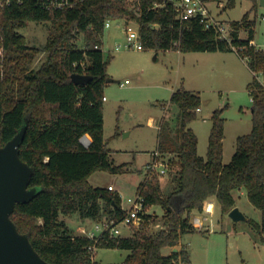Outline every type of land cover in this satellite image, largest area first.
I'll return each instance as SVG.
<instances>
[{"label": "trees", "instance_id": "1", "mask_svg": "<svg viewBox=\"0 0 264 264\" xmlns=\"http://www.w3.org/2000/svg\"><path fill=\"white\" fill-rule=\"evenodd\" d=\"M164 1L136 0L130 8L128 0H84L73 9L49 11L35 0H12L11 5L0 8V68L4 70L0 77V146L26 127L20 154L32 168L29 188L36 190L29 201L16 204L11 218L49 264H102L92 258L90 246L130 251L123 262L109 264L190 262L184 247L169 255L162 249L180 246L184 234L197 230L192 217L202 213L209 201L215 199L222 211L229 213L236 206L234 191L239 189H245L250 202L261 211L260 222L248 221L264 234V85L254 75L247 85L252 97V130L237 138L229 163H224V109H216L211 116L204 157L198 152V136L190 127L202 106L200 93L179 88L171 96V102L180 107L176 136L169 120L163 118L159 128L164 141L151 159L156 158V152L160 157L175 154L168 160V169L175 168L171 179L174 187L167 192L157 172L146 171L138 186L144 204L142 221L132 226L138 229L124 237H111L109 230L95 237L73 235V229L60 219L61 214H79L98 223L111 219L119 223L127 215L119 193L89 182L98 170L123 173L128 166L113 162V150L104 137L105 86L111 57L106 59L100 46L108 20L135 21L144 48L156 51H234L198 19L179 23L173 5ZM235 2L228 0L227 7H234ZM252 2L249 12L231 21L234 45L243 47L238 54L252 73L264 76V50L251 44L257 13L251 18L250 12L257 11L259 0ZM32 21L52 24L42 47L30 45L20 32ZM242 31L247 37H239ZM80 35L85 41L83 48L77 43ZM41 54H46L45 60L33 68ZM74 73L92 79L76 84ZM85 135L91 139L88 146L82 142ZM119 135L117 124L114 137ZM153 205L164 209L165 221L156 230L151 227L157 225V217L148 213Z\"/></svg>", "mask_w": 264, "mask_h": 264}, {"label": "rangeland", "instance_id": "2", "mask_svg": "<svg viewBox=\"0 0 264 264\" xmlns=\"http://www.w3.org/2000/svg\"><path fill=\"white\" fill-rule=\"evenodd\" d=\"M135 2L128 0L130 8H134ZM210 6L217 13L219 8L216 3L212 2ZM252 6V0H236L234 7L221 11L220 19L240 20ZM255 14L257 21L254 41L261 45L264 40V7L259 5L257 11H251V18ZM131 23L138 29L135 21ZM124 25L123 19L111 21L110 27L104 31L101 49L106 59L111 57L107 71L113 79L105 86L108 101L104 104V137L108 147L113 150V162L116 165L128 163V166L123 173L98 170L90 176L89 182L95 187L108 188L112 185L114 192L121 196L123 208L128 210L131 207L128 198L138 195V186L146 178V166L152 159V152L157 150L160 141H164L159 128L163 118L169 120L172 133L176 136L180 125V107L171 102L173 92L185 88L200 93L202 110L198 111L190 127L198 136V152L204 157L207 156L212 128L211 116L216 109H224L223 117L227 119L224 163H229L232 158L230 152H235L237 136L247 134L252 129V97L247 85L252 81L253 73L246 60L235 51L183 53L175 49L156 51L149 48H127ZM51 26V22L32 21L20 32L26 36L30 45L42 47ZM241 35L245 38L247 32L242 31ZM77 43L85 47L82 35L78 36ZM118 45L121 48L116 50ZM45 58L46 54L38 56L33 68H38ZM127 79L130 83L121 87L120 84ZM152 117L154 125L150 124ZM117 124L121 126L120 135L114 137ZM174 156L165 154L160 159L168 161ZM174 175L175 168H169L166 174L159 175L167 192L174 187L171 181ZM234 195L237 207L240 206L247 220L235 222L216 202L212 213H201L207 217L203 227L181 238L180 247L188 251L190 262L179 260V264H264V234L248 221L250 218L260 222L261 211L250 202L245 190L244 194L235 190ZM148 213L157 217V225L151 229L156 230L163 225L165 220L162 206L153 205L148 208ZM60 219L73 229V235L99 236L104 229L103 223L83 219L79 214H61ZM120 227L122 237L138 229H129L124 224ZM172 250L166 246L162 253L169 255ZM129 252L99 248L95 250L94 260L102 264L121 263Z\"/></svg>", "mask_w": 264, "mask_h": 264}, {"label": "built area", "instance_id": "3", "mask_svg": "<svg viewBox=\"0 0 264 264\" xmlns=\"http://www.w3.org/2000/svg\"><path fill=\"white\" fill-rule=\"evenodd\" d=\"M35 2L38 6H41L46 10L57 11L73 9L82 4L84 0H35ZM164 2L173 5L176 13V18L179 23L185 24L193 19H198L206 29L214 30L221 40L226 41L228 44H230L236 53L243 50V47L234 45V28L232 27L231 22L220 19L219 14L227 7V3L223 0H165ZM212 2L216 3L217 8L219 7L221 9L217 11V13H214L210 6ZM11 3L12 0H0V8L9 6L11 5ZM111 21L112 20H108L106 22L105 28L110 27ZM124 31L126 34L125 47L138 50L145 49L143 42L140 39L139 31L134 27L131 21L125 22ZM239 37L242 38L241 32L239 34ZM251 44H253L258 49L264 50V40L261 45L255 43L254 40L251 41ZM95 47L98 48L99 46ZM120 48L121 45H118L116 47V50H119ZM2 57L3 49L2 47H0V58ZM3 75L4 70L3 68H0V77H3ZM253 75L264 85V76L262 73L260 74V72H253ZM128 83H130V81L127 79L120 85L123 87ZM104 99H106V97ZM90 140L91 139L86 136L82 138V142L86 146L90 144ZM155 155L156 158H154L147 164V171L154 173L157 172L159 175L166 174L168 169V161L161 160L160 154L158 152H156ZM109 189L114 190L112 186H110ZM128 202L131 204V207L127 210V215L121 222L117 223L115 219H111L103 223V231L109 230V234L111 237H117L121 235L120 226L122 224L132 227L133 225H139L142 221L141 212L144 210L143 198L138 194L135 198H128ZM204 211L212 213L214 211L213 202L209 201ZM206 219L207 217L203 216L201 213L195 214L192 218V222L197 228L201 229ZM88 236L95 237L92 234H89ZM89 250L92 254V258L94 259L95 250H97L96 246H90Z\"/></svg>", "mask_w": 264, "mask_h": 264}, {"label": "water", "instance_id": "4", "mask_svg": "<svg viewBox=\"0 0 264 264\" xmlns=\"http://www.w3.org/2000/svg\"><path fill=\"white\" fill-rule=\"evenodd\" d=\"M259 4L264 7V0H259ZM72 79L76 84H85L92 77L74 73ZM111 81L113 79L108 77L107 83ZM25 132L24 126L6 145L0 146V264H49L35 249L29 236L21 233L11 218L17 203L29 201L36 194L34 188H29L32 168L20 154ZM229 216L235 222L247 220L237 206L229 212Z\"/></svg>", "mask_w": 264, "mask_h": 264}, {"label": "crops", "instance_id": "5", "mask_svg": "<svg viewBox=\"0 0 264 264\" xmlns=\"http://www.w3.org/2000/svg\"><path fill=\"white\" fill-rule=\"evenodd\" d=\"M228 1V0H227ZM227 1H226V3H227ZM260 5V4H259ZM219 8V7H218ZM227 8V7H226ZM225 8V9H226ZM219 10H221L220 8L218 9V11ZM234 21V20H233ZM227 22H231V21H227ZM102 44H104V43H102ZM102 46V45H101ZM101 46H100V48H101ZM164 51H170V50H164ZM251 70V69H250ZM252 72V71H251ZM129 84V83H128ZM126 86V85H125ZM125 86H123V87H125ZM122 87V86H121ZM105 97H106V99H105V101H108V98H107V95L105 94ZM202 110V108H200V111ZM252 111V110H251ZM164 117H167V116H164ZM226 118V117H225ZM104 120H105V114H104ZM226 121H225V137H224V142H225V140H226V133H227V119H225ZM154 123H155V121H154V118L152 117L151 119H150V124L152 125H154ZM121 127V126H120ZM123 131H125L126 129L123 127V129H122ZM252 130V129H251ZM130 134V133H129ZM240 135H238L237 136V138L239 137ZM225 147H226V145H225V143H224V158H225ZM235 150H236V147H235ZM234 151H232V152H230V156H233V153ZM150 162V161H149ZM148 162V163H149ZM110 186H112V185H110ZM109 186V187H110ZM108 187V188H109ZM240 191H241V193H243L244 194V190L245 189H239ZM211 202H213V204H214V208L216 207V200L214 199V200H212ZM236 204H237V202H236ZM237 206V205H236ZM239 208H240V206H238ZM171 249H173L172 251H174V249L175 248H177L178 250L180 249V246H177V247H170ZM130 253V252H129Z\"/></svg>", "mask_w": 264, "mask_h": 264}]
</instances>
